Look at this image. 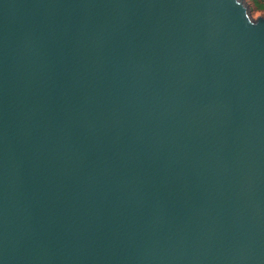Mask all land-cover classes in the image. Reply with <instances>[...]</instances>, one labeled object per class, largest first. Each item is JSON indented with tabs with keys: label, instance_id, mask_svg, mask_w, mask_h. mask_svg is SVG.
Listing matches in <instances>:
<instances>
[{
	"label": "water",
	"instance_id": "water-1",
	"mask_svg": "<svg viewBox=\"0 0 264 264\" xmlns=\"http://www.w3.org/2000/svg\"><path fill=\"white\" fill-rule=\"evenodd\" d=\"M0 264H264V16L0 0Z\"/></svg>",
	"mask_w": 264,
	"mask_h": 264
},
{
	"label": "rangeland",
	"instance_id": "rangeland-1",
	"mask_svg": "<svg viewBox=\"0 0 264 264\" xmlns=\"http://www.w3.org/2000/svg\"><path fill=\"white\" fill-rule=\"evenodd\" d=\"M252 18L264 16V0H242Z\"/></svg>",
	"mask_w": 264,
	"mask_h": 264
}]
</instances>
